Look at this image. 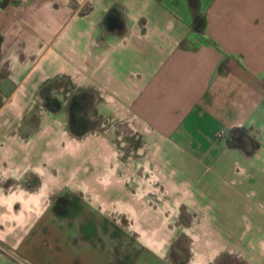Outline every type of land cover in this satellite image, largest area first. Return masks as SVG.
<instances>
[{
    "label": "crops",
    "instance_id": "1",
    "mask_svg": "<svg viewBox=\"0 0 264 264\" xmlns=\"http://www.w3.org/2000/svg\"><path fill=\"white\" fill-rule=\"evenodd\" d=\"M1 2L0 264L39 263L19 253V243L55 220L68 240L73 231L77 245L104 247L117 264H264V0ZM58 73L128 99L161 142L154 159L163 184L169 177L178 195L185 186L205 215L213 245L201 251L212 253L178 262V229L167 230L166 212L133 181L105 180L97 192L85 182L56 181L53 140L40 139L32 121L22 119L26 129H19L12 115L31 109L32 119L34 93ZM205 113L214 125L207 132L200 128ZM172 148L194 158L193 181L206 190L208 206H220L218 216L197 202L198 187L166 170L162 156L173 158ZM136 190L145 191L142 200ZM229 206L236 207L231 225L240 228L230 225L235 239L221 241L210 221L228 219Z\"/></svg>",
    "mask_w": 264,
    "mask_h": 264
},
{
    "label": "rangeland",
    "instance_id": "2",
    "mask_svg": "<svg viewBox=\"0 0 264 264\" xmlns=\"http://www.w3.org/2000/svg\"><path fill=\"white\" fill-rule=\"evenodd\" d=\"M95 87L98 89V86ZM95 95L99 98L96 117L100 120L97 121V129L90 131L85 137L76 138L67 134L63 131L61 123L57 121V117L53 119L49 115L39 114L42 119L38 131L39 138L42 139L45 136V139L53 140L54 143L51 164L54 163L53 166L56 169V181L80 182L81 184L85 182L89 188H93L92 191L97 192L98 188L106 185L96 182V178L98 177L101 181L107 180L104 176L107 172L109 173L107 168L112 165L115 175L110 176L109 180L133 181L137 189H150L151 203L166 212L167 230H172L173 226L178 229V247L183 248L181 250L178 248V253L179 250L183 251L182 254H178L180 259L182 258L184 261L192 253L204 256L212 253L210 249L201 251L202 246H212L213 239L209 238L211 234H208V229L203 226L205 215L200 211L196 212L192 206L190 191L183 186L178 195V190L172 189L174 184H169L171 182L169 177H167V188L162 182L163 177L158 173V163L154 159L161 148V142L156 135L136 117L130 104L126 101L128 99H118L117 95L97 91ZM30 100L31 98L28 96L24 102ZM31 113V109H23L21 112L14 111L13 118L18 117L17 123L22 126L19 125V129L25 128L21 120L24 121L26 116ZM208 117L205 113L204 119H202L203 125L200 126L205 132L214 126L207 120ZM186 126L192 132L194 139H201L196 135L197 128L195 126L189 124ZM172 151L173 158H169L170 156L165 153L162 156L163 161L165 159L169 161L166 164V170L174 169L175 179L188 181L191 188H199L201 185L193 181L197 171V168L192 171V168L195 167L192 164H196L194 158L185 155L181 158L176 148H172ZM201 172L200 168L199 173ZM160 185L162 186L160 187ZM198 191L197 202L204 208L205 213L218 216L220 206H208L210 199L206 195V190L199 188ZM121 192L124 194L126 191L121 190ZM135 192L136 198L142 200L145 191L136 190ZM195 207L198 208L196 205ZM138 208L140 207L137 206L136 209ZM226 215L228 219H219L218 217L217 220L211 219L210 221L211 228H220L218 231L221 241L234 238L230 236L232 232L228 229L231 222L237 220L235 217L236 207L229 206ZM151 226H153V221ZM232 227L237 230L240 228V224ZM74 235L75 232L72 231V237L68 240L67 230L61 222L55 220L49 224L47 231L38 229L33 235L23 238L19 243L18 252L24 254L26 258L39 261L40 264H108L110 260L111 264H117L114 254L111 255V258L109 252H104V247L99 246L96 250H86L85 245H77L73 241ZM104 241L107 243V247L110 246L112 250L114 249V242H109V239L105 238ZM135 254V262L144 256V252Z\"/></svg>",
    "mask_w": 264,
    "mask_h": 264
},
{
    "label": "flooded vegetation",
    "instance_id": "3",
    "mask_svg": "<svg viewBox=\"0 0 264 264\" xmlns=\"http://www.w3.org/2000/svg\"><path fill=\"white\" fill-rule=\"evenodd\" d=\"M96 91L102 92V88L96 89L94 84L80 85L76 82L74 76L58 73L56 76L44 82L36 90V93L33 95L35 105L33 118H25L24 123L28 124L30 121H32V123L34 122V124L31 125L32 127H29L31 130L34 129L36 133L39 131L38 129L42 121L39 114H46L53 117V119L57 117V121L61 123V127L65 133L76 138L85 137L90 131L97 129V121L100 120L96 117L98 115V113H96V107L99 101V98L95 95ZM51 159L53 161V154ZM107 170L109 173L107 172L105 176H102H104L105 179L107 178L106 181H110V176L115 175V171L112 165H110ZM96 179V182L102 183L98 177ZM74 194L75 193L71 192L72 197H79L78 194H75L77 196ZM80 196L79 198L81 199L82 193ZM88 196L94 198L93 195ZM180 250L178 253L179 255L183 253V251ZM181 261H183V259L178 257V262Z\"/></svg>",
    "mask_w": 264,
    "mask_h": 264
},
{
    "label": "trees",
    "instance_id": "4",
    "mask_svg": "<svg viewBox=\"0 0 264 264\" xmlns=\"http://www.w3.org/2000/svg\"><path fill=\"white\" fill-rule=\"evenodd\" d=\"M8 1H9V0H2L1 4H2V5H5V4H7Z\"/></svg>",
    "mask_w": 264,
    "mask_h": 264
}]
</instances>
